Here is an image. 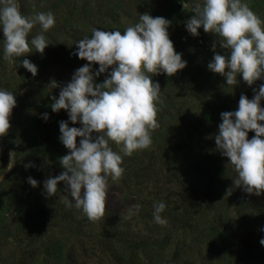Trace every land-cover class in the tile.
<instances>
[{"label": "rangeland", "instance_id": "374dc122", "mask_svg": "<svg viewBox=\"0 0 264 264\" xmlns=\"http://www.w3.org/2000/svg\"><path fill=\"white\" fill-rule=\"evenodd\" d=\"M196 2L202 4L203 0H18L23 15L51 11L56 22L46 32L39 24L33 27L29 42L43 32L49 45L43 54L33 48L32 52L14 58L16 65L4 59V36L0 27V89L11 91L16 97V106L10 117L11 127L3 136L9 144L0 147V264H131L132 261L145 264L149 260L150 264H160L158 248L134 251L106 240L104 218L90 221L73 205L75 202L65 191L64 182L58 184L54 196H47L44 181L65 171L60 158L69 152L60 141V122L67 121L69 127H82L79 121L75 124L70 121L66 110L53 112L51 104L54 103L52 97L59 98L61 89L71 82L76 70L89 64L74 54L78 51L76 43L79 40L91 38L93 28L103 31L118 29L123 34L127 27L139 22L141 14L148 13L154 18L171 21L169 37L187 62L184 69L171 77L165 73L153 75V82L169 91L207 93L211 102L216 101L212 89L216 85L223 92V106L219 112L213 111V115L221 119L222 112L238 110L241 95L252 99L253 90L258 91L264 79L249 86L239 76L238 83L229 86L217 78V75L221 76L219 74L208 76L207 65L215 54L213 43H217L216 53H229L219 46L221 38L205 33L203 27L197 36L187 31L186 22L195 15L192 9ZM242 2L264 20V0ZM24 59L37 66L35 76L22 66ZM90 66L93 73L99 69L96 63ZM110 72L111 68L94 77V82L102 83ZM53 81L56 87L50 86ZM183 96L191 112L197 110L198 115L205 118L194 108L197 103L191 92ZM261 107H264V99ZM45 113L47 120L43 118ZM161 113L163 115L158 113L157 117L160 127L152 132L150 147L128 156L122 151V144H110L122 156L121 167L125 171L120 179L109 178L106 209L115 211L127 221L134 234L143 235L153 232V206L163 202L166 208L160 215L167 223L161 226L177 234L176 237L191 241L194 234L202 230V233H211L213 228L224 230V237L237 232L242 239L237 241L231 236L232 242H224V248H218V252H229L238 264H264V245L260 243L264 239V227L255 224L256 211L251 210L250 214L237 211L242 206L243 196L264 210V193L250 194L234 183L238 173L217 149L215 135L218 133L211 134L210 140L204 141L199 150L198 134L191 133L187 126L182 127ZM254 136V132L248 133L249 139ZM80 139L77 138L78 144ZM10 153H14L12 161ZM208 153L218 158L219 174L225 183L233 185L240 198L228 197L212 203L201 193L194 192L197 181L193 167ZM28 164L33 166L26 168ZM28 177L38 181L37 187L28 183ZM134 204H140L141 208L135 210L132 208ZM176 215L194 219L195 230L188 231L178 221H173ZM51 218L53 221L49 222ZM192 257L195 264H200L196 252ZM177 263V259H173L172 264Z\"/></svg>", "mask_w": 264, "mask_h": 264}, {"label": "clouds", "instance_id": "9594fccd", "mask_svg": "<svg viewBox=\"0 0 264 264\" xmlns=\"http://www.w3.org/2000/svg\"><path fill=\"white\" fill-rule=\"evenodd\" d=\"M192 11L195 15L186 22L187 31L197 36L203 27L205 33L218 35L219 46L229 53H216L214 42L215 54L207 65L210 71L225 77L229 86H235L239 76L249 86L264 79V20L248 4L242 0H203L202 4L196 2ZM55 22L51 11L25 16L18 0H0L4 59L16 65L14 58L32 52L33 48L43 54L49 45L43 32ZM37 24L43 32L29 42V33ZM170 24L163 17L154 18L145 13L123 34L118 30L93 28L91 38L79 40L78 51L74 53L89 64L76 70L58 99L52 97V111L66 110L70 121L73 124L79 121L82 127H69L67 121L60 122V141L69 150L60 158L65 171L46 179L44 190L47 196H54L58 184L64 182L75 207L82 209L92 222L105 216L109 178L120 179L125 171L121 167L122 156L110 144H122V151L128 156L151 146L152 132L160 127L158 105L163 104L160 85L153 82L152 76L165 73L171 77L186 67L187 62L175 51L169 37ZM92 63L99 65L95 73ZM22 66L33 76L37 74V66L29 60L24 59ZM109 68L108 77L102 83H95L94 77L108 72ZM50 86L57 85L53 81ZM253 91L252 99L241 95L238 110L221 113L215 144L238 173L234 183L247 193L260 195L264 193V123H261L264 122V107H261L264 84ZM15 106V94L0 89V136H5L10 129ZM43 118L48 119L46 113ZM250 131L255 133L251 139L248 138ZM13 154L10 153L11 161ZM28 183L32 187L38 185L32 177H28ZM153 207L154 222L166 224L160 215L166 208L165 203L158 202ZM132 208L139 210L141 205L134 204ZM260 243L264 245V239Z\"/></svg>", "mask_w": 264, "mask_h": 264}, {"label": "trees", "instance_id": "16d2710c", "mask_svg": "<svg viewBox=\"0 0 264 264\" xmlns=\"http://www.w3.org/2000/svg\"><path fill=\"white\" fill-rule=\"evenodd\" d=\"M177 50V47H175L176 52ZM207 71L209 77L215 76V73L208 68ZM217 78L223 79L224 82L226 81L223 76L218 77L217 75ZM212 89L215 93V102H211L208 99L207 93L202 94L196 91L175 89L169 91L168 89H161L163 104L158 105L161 109L159 112L160 116L163 115L161 112H164L170 119L174 122H178L182 127L187 126L191 133L194 131L195 134H198L199 150L204 141L210 140L211 134L215 135L218 133L219 124L222 122L221 119L213 115V111L219 112L220 108L223 106V92L220 90V87L218 88L216 85H214ZM187 92H191V96L193 95L192 99L197 103L194 105V108L198 109V112H202L205 118L200 117L197 110L196 112H191V109L186 106L187 101L184 100L183 95ZM207 107L209 108L206 109ZM7 143L9 144V141H6L3 136H0V147H2L3 144V147L8 145ZM218 167V158L210 153L203 156L202 161L194 165L193 172L195 180L197 181V184L195 183L194 186V192L201 193V195L207 197L208 201L212 203L220 202L228 197H232L233 199L240 198L241 195H237L233 185L223 181L219 174ZM183 186L186 185L183 184ZM241 198H243L242 206H240L237 211L242 212L241 214L246 212L250 214L252 212L251 210L256 211L255 224L264 227V210L253 202L248 201L247 197L243 196ZM80 210L82 211V209ZM176 216L177 217H173V221H178V223L182 224L181 226L185 227L188 231L195 230L196 226L194 224V219L190 220L186 217L178 218V215ZM104 220L107 230V233H104L106 240L134 251H151L154 248H158L157 254L161 257L160 264H172L173 259H177V264H195L192 257L193 252L199 255L200 264H238L236 258L230 256L229 252H218V248H224L222 247L224 242H228V244L232 242L233 237L231 236H235L234 239L237 241L242 239L241 234L237 232H232V235L224 237V230L220 231L218 228H213L211 229V233H202V230L199 234H194V236L191 237V241H186L180 236L176 237L177 234L168 232V228L166 229L164 226L154 221L152 225L153 232L143 235L134 234L130 229V224L118 216V213L113 210L106 209ZM52 221L53 219L51 218L49 222ZM169 245H172L174 248H170ZM239 250L240 248L238 247V252ZM211 251L216 253H212ZM150 262L151 260L145 264H150ZM131 264H136V261H132Z\"/></svg>", "mask_w": 264, "mask_h": 264}]
</instances>
